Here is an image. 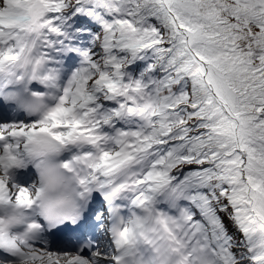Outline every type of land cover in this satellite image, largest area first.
Returning a JSON list of instances; mask_svg holds the SVG:
<instances>
[{"label":"snow or ice","instance_id":"6c2138e0","mask_svg":"<svg viewBox=\"0 0 264 264\" xmlns=\"http://www.w3.org/2000/svg\"><path fill=\"white\" fill-rule=\"evenodd\" d=\"M0 264H264V0H0Z\"/></svg>","mask_w":264,"mask_h":264}]
</instances>
